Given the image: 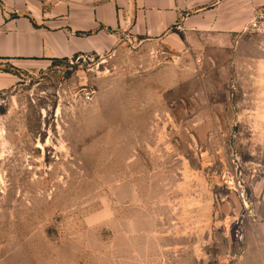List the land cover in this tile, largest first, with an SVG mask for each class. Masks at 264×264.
<instances>
[{
  "label": "rangeland",
  "instance_id": "rangeland-1",
  "mask_svg": "<svg viewBox=\"0 0 264 264\" xmlns=\"http://www.w3.org/2000/svg\"><path fill=\"white\" fill-rule=\"evenodd\" d=\"M228 23L182 48L110 28L106 49L0 57V264L236 263L264 172V34Z\"/></svg>",
  "mask_w": 264,
  "mask_h": 264
},
{
  "label": "crops",
  "instance_id": "crops-1",
  "mask_svg": "<svg viewBox=\"0 0 264 264\" xmlns=\"http://www.w3.org/2000/svg\"><path fill=\"white\" fill-rule=\"evenodd\" d=\"M36 2L38 0H35ZM54 13L34 0L0 6V57H70L107 48L105 31L119 28L173 47L191 44L194 34L226 21L230 31H245L258 2L264 0H46ZM40 4L43 1L40 0ZM52 10V11H53ZM8 12V13H7ZM9 13H17L8 17ZM185 13V16H182ZM181 20V21H180ZM43 21V22H42ZM182 22V24H181ZM36 25H35V24ZM41 25H37L40 24ZM43 23V24H42ZM177 26L174 29V26ZM98 26H103L98 28ZM83 32V34H79ZM245 246L235 264H264V172L253 182Z\"/></svg>",
  "mask_w": 264,
  "mask_h": 264
},
{
  "label": "built area",
  "instance_id": "built-area-1",
  "mask_svg": "<svg viewBox=\"0 0 264 264\" xmlns=\"http://www.w3.org/2000/svg\"><path fill=\"white\" fill-rule=\"evenodd\" d=\"M248 30L257 34H264V6L255 10L253 17L245 28V31Z\"/></svg>",
  "mask_w": 264,
  "mask_h": 264
},
{
  "label": "trees",
  "instance_id": "trees-1",
  "mask_svg": "<svg viewBox=\"0 0 264 264\" xmlns=\"http://www.w3.org/2000/svg\"><path fill=\"white\" fill-rule=\"evenodd\" d=\"M35 24V23H34ZM36 25V24H35ZM79 34H83V32H79Z\"/></svg>",
  "mask_w": 264,
  "mask_h": 264
}]
</instances>
